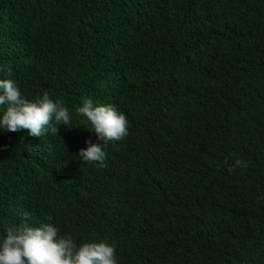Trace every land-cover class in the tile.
Masks as SVG:
<instances>
[{"label": "trees", "instance_id": "1", "mask_svg": "<svg viewBox=\"0 0 264 264\" xmlns=\"http://www.w3.org/2000/svg\"><path fill=\"white\" fill-rule=\"evenodd\" d=\"M0 64L71 116L0 128V242L29 212L117 264H264V0H0ZM86 98L128 120L106 167Z\"/></svg>", "mask_w": 264, "mask_h": 264}, {"label": "clouds", "instance_id": "2", "mask_svg": "<svg viewBox=\"0 0 264 264\" xmlns=\"http://www.w3.org/2000/svg\"><path fill=\"white\" fill-rule=\"evenodd\" d=\"M0 72L10 74L11 69L0 64ZM0 106H6L0 128L10 132L26 129L29 135L42 137L49 130L55 134L61 123L67 126L71 123L69 109L61 101L54 102L47 92L30 101L11 79H0ZM77 113L87 118L91 131L103 141L102 145L86 141L89 146L80 149L79 158L106 167L105 148L109 142L121 141L129 134L125 114L111 104L94 105L91 98L83 99ZM236 167L246 168L247 162L237 159L228 166V171L233 172ZM34 220L33 214L24 212L23 222L6 230V237L0 242V264H117L114 246L103 241L77 246L70 235L60 236L57 227L50 223L37 226Z\"/></svg>", "mask_w": 264, "mask_h": 264}]
</instances>
